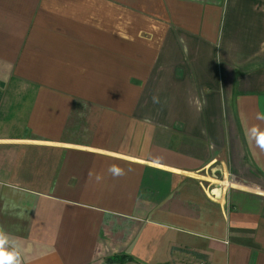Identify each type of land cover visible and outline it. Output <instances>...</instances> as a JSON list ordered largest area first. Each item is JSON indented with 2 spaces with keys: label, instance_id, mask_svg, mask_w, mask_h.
Instances as JSON below:
<instances>
[{
  "label": "crops",
  "instance_id": "obj_1",
  "mask_svg": "<svg viewBox=\"0 0 264 264\" xmlns=\"http://www.w3.org/2000/svg\"><path fill=\"white\" fill-rule=\"evenodd\" d=\"M260 115L264 0H0L5 247L21 264H264Z\"/></svg>",
  "mask_w": 264,
  "mask_h": 264
},
{
  "label": "clouds",
  "instance_id": "obj_2",
  "mask_svg": "<svg viewBox=\"0 0 264 264\" xmlns=\"http://www.w3.org/2000/svg\"><path fill=\"white\" fill-rule=\"evenodd\" d=\"M155 99V98H154ZM190 104H194L196 111H202L206 101H201L197 98H190ZM258 120L264 121V115L257 116ZM245 138L251 145L253 142L255 146L264 152V129L259 125H253L251 128L245 129ZM109 171L114 177H119L124 175V172L118 166H111ZM7 243L6 235L2 227H0V264H21L22 250L18 245L15 248H6Z\"/></svg>",
  "mask_w": 264,
  "mask_h": 264
},
{
  "label": "built area",
  "instance_id": "obj_3",
  "mask_svg": "<svg viewBox=\"0 0 264 264\" xmlns=\"http://www.w3.org/2000/svg\"><path fill=\"white\" fill-rule=\"evenodd\" d=\"M208 190L211 193L210 196H209V198H211L213 200H216V198L214 197L215 194L212 193V188H209L208 187ZM184 264H209V262L206 259L198 258V259H195V261L187 262V263H184Z\"/></svg>",
  "mask_w": 264,
  "mask_h": 264
},
{
  "label": "rangeland",
  "instance_id": "obj_4",
  "mask_svg": "<svg viewBox=\"0 0 264 264\" xmlns=\"http://www.w3.org/2000/svg\"><path fill=\"white\" fill-rule=\"evenodd\" d=\"M205 184H208V183H205ZM207 186V185H206Z\"/></svg>",
  "mask_w": 264,
  "mask_h": 264
}]
</instances>
